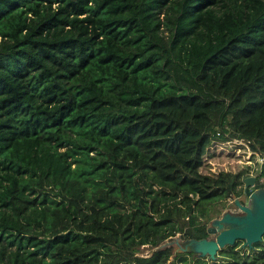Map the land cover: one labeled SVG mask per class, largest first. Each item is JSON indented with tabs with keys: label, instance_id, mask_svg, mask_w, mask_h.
Segmentation results:
<instances>
[{
	"label": "trees",
	"instance_id": "obj_1",
	"mask_svg": "<svg viewBox=\"0 0 264 264\" xmlns=\"http://www.w3.org/2000/svg\"><path fill=\"white\" fill-rule=\"evenodd\" d=\"M256 151L264 0H0V264H264L139 254L207 238Z\"/></svg>",
	"mask_w": 264,
	"mask_h": 264
},
{
	"label": "water",
	"instance_id": "obj_2",
	"mask_svg": "<svg viewBox=\"0 0 264 264\" xmlns=\"http://www.w3.org/2000/svg\"><path fill=\"white\" fill-rule=\"evenodd\" d=\"M244 195L246 203L234 198V203L239 212L225 211L221 217L212 219L207 233L213 238L186 239L176 250L177 252H192L201 257L207 256L215 259L219 250L233 245L236 241H243V246L252 247L253 243L259 242L264 236V184H259L255 176L243 179ZM180 238V234H176ZM166 239L163 244L156 247L164 248L169 245ZM177 241V239H176Z\"/></svg>",
	"mask_w": 264,
	"mask_h": 264
},
{
	"label": "rangeland",
	"instance_id": "obj_3",
	"mask_svg": "<svg viewBox=\"0 0 264 264\" xmlns=\"http://www.w3.org/2000/svg\"><path fill=\"white\" fill-rule=\"evenodd\" d=\"M246 145V144H245ZM256 146V145H255ZM247 149H246V152H243L242 150H239V149H236V155H239L241 156V159L243 161V166L246 165V163H248V155L249 153H253V151L255 150L249 145H246ZM257 147V146H256ZM258 148H259V145H258ZM223 149H225V151H228V148L224 147L223 146ZM257 155L261 157V161L264 162V153L261 151V152H258L256 151ZM255 153V152H254ZM239 163V162H238ZM259 183L262 181V179H259L258 180ZM243 188V193L237 198L240 202L242 203H246L247 201V197L244 195V184L242 186ZM219 204V203H218ZM217 204V205H218ZM220 207V205H219ZM225 211H231V212H239L237 206L235 205L234 203V197L233 199H226L225 200V203H224V207H222V212L216 216L213 217V219L215 218H219L221 217V215L225 212ZM212 221V219L209 221L208 223V226L210 224V222ZM178 236L175 235V236H172V237H169V239L171 238V240H169V245L167 247H171V249L173 250V252H176V250L185 242L186 239H182L181 236L180 238H177ZM214 236L213 235H209L208 238H213ZM168 239V238H167ZM177 239V241H176ZM165 242V241H164ZM164 242H162L161 244H163ZM160 245V244H159ZM242 246V245H241ZM244 247V246H243ZM154 250H156V247H151V246H142L140 248V251H139V254L140 255H150ZM219 255L217 253L216 257L217 258ZM207 257V256H205Z\"/></svg>",
	"mask_w": 264,
	"mask_h": 264
},
{
	"label": "flooded vegetation",
	"instance_id": "obj_4",
	"mask_svg": "<svg viewBox=\"0 0 264 264\" xmlns=\"http://www.w3.org/2000/svg\"><path fill=\"white\" fill-rule=\"evenodd\" d=\"M262 181L259 184H264V177L260 178ZM257 181V180H256ZM259 182V181H258Z\"/></svg>",
	"mask_w": 264,
	"mask_h": 264
}]
</instances>
